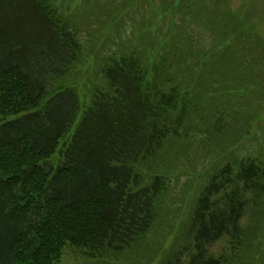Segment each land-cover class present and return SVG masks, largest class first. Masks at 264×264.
I'll return each mask as SVG.
<instances>
[{
    "label": "trees",
    "instance_id": "1",
    "mask_svg": "<svg viewBox=\"0 0 264 264\" xmlns=\"http://www.w3.org/2000/svg\"><path fill=\"white\" fill-rule=\"evenodd\" d=\"M67 1L0 0V264H264V147L219 148L264 36L228 0Z\"/></svg>",
    "mask_w": 264,
    "mask_h": 264
},
{
    "label": "rangeland",
    "instance_id": "2",
    "mask_svg": "<svg viewBox=\"0 0 264 264\" xmlns=\"http://www.w3.org/2000/svg\"><path fill=\"white\" fill-rule=\"evenodd\" d=\"M228 2L237 15L246 14L248 18H245V20L248 24H254L258 28H255L256 31L264 36V0H228ZM67 4L74 7L73 0H68ZM81 5L86 6V0ZM81 16L83 17V15ZM81 27L82 34L87 39V41L84 40V45L89 48L90 41L94 38L93 32L99 27V24L95 18H92L88 23L83 22ZM108 45L106 44L107 47H109ZM253 51H247V54H255ZM245 65V68L242 69V78L231 84L227 83L228 85H234L232 89H228L226 83H222L220 89V92L227 94L228 98H237L236 105L242 111H246L234 115L237 123L231 130L233 136L223 139L224 143L219 146L220 149H238L236 153L238 156L255 155L258 147H264V56L251 63L247 61ZM229 103L231 104L232 101H229ZM183 181L184 178L179 180L177 193L180 192ZM225 246L226 237H223L213 243L210 250L216 254Z\"/></svg>",
    "mask_w": 264,
    "mask_h": 264
}]
</instances>
